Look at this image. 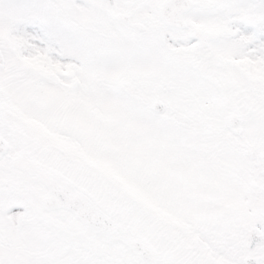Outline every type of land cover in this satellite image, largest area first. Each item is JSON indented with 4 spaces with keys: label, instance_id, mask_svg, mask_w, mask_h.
Masks as SVG:
<instances>
[{
    "label": "snow or ice",
    "instance_id": "obj_1",
    "mask_svg": "<svg viewBox=\"0 0 264 264\" xmlns=\"http://www.w3.org/2000/svg\"><path fill=\"white\" fill-rule=\"evenodd\" d=\"M0 264H264V0H0Z\"/></svg>",
    "mask_w": 264,
    "mask_h": 264
}]
</instances>
